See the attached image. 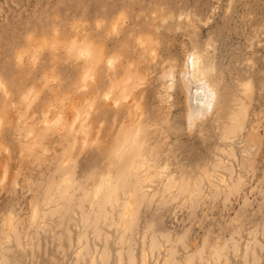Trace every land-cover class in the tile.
<instances>
[{"label":"rangeland","instance_id":"rangeland-1","mask_svg":"<svg viewBox=\"0 0 264 264\" xmlns=\"http://www.w3.org/2000/svg\"><path fill=\"white\" fill-rule=\"evenodd\" d=\"M0 264H264V0H0Z\"/></svg>","mask_w":264,"mask_h":264},{"label":"bare ground","instance_id":"bare-ground-1","mask_svg":"<svg viewBox=\"0 0 264 264\" xmlns=\"http://www.w3.org/2000/svg\"><path fill=\"white\" fill-rule=\"evenodd\" d=\"M81 53L86 57L91 56V50L88 46L82 47ZM188 63L191 66L192 69V77L195 82H197L196 86V99L194 100L193 104H191V98L188 96L189 100V106H188V114L189 118H194L197 116V114H206L210 111L213 101L215 99L216 95V88L211 83L208 74L205 72L204 65L202 67L203 59L202 54L199 50H193L188 55ZM111 61H109L110 63ZM84 77L89 76V72L86 70L83 73ZM186 90L189 92L190 87L187 85ZM79 113L74 110V117L78 116ZM245 115V108L243 107V104L241 103L239 105V109L237 110V113L232 117V122L235 123L236 126H239L240 123L243 121ZM61 118H55L53 121L57 122L60 121ZM129 169L128 166L122 165L121 167V175L122 173H125V170ZM113 191L109 190L108 195L109 197L112 196ZM131 204H128L124 207V211L126 214H128L131 211Z\"/></svg>","mask_w":264,"mask_h":264}]
</instances>
